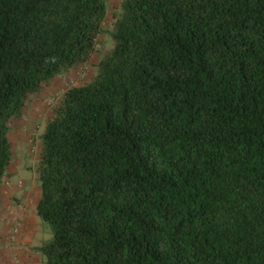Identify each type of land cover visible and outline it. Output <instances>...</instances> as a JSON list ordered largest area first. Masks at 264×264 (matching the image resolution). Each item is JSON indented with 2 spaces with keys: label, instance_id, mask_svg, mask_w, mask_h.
Listing matches in <instances>:
<instances>
[{
  "label": "trees",
  "instance_id": "trees-1",
  "mask_svg": "<svg viewBox=\"0 0 264 264\" xmlns=\"http://www.w3.org/2000/svg\"><path fill=\"white\" fill-rule=\"evenodd\" d=\"M107 0H0L11 123L88 62ZM92 78L39 136L45 264H264V0H121Z\"/></svg>",
  "mask_w": 264,
  "mask_h": 264
},
{
  "label": "rangeland",
  "instance_id": "rangeland-1",
  "mask_svg": "<svg viewBox=\"0 0 264 264\" xmlns=\"http://www.w3.org/2000/svg\"><path fill=\"white\" fill-rule=\"evenodd\" d=\"M120 1L107 0L104 32L98 38L97 52L92 58L42 86L38 92L30 96L20 117L11 123L9 139L13 150L12 164L7 169L8 177L0 187V227H7L8 241H13L21 227L28 225L39 227L41 230L38 236L41 245L52 238L50 227L36 217L34 210L39 198V182L34 174L39 136L62 93L68 87L83 84L92 78L94 64L111 46L107 31L112 27ZM40 234L47 236L42 237Z\"/></svg>",
  "mask_w": 264,
  "mask_h": 264
},
{
  "label": "crops",
  "instance_id": "crops-1",
  "mask_svg": "<svg viewBox=\"0 0 264 264\" xmlns=\"http://www.w3.org/2000/svg\"><path fill=\"white\" fill-rule=\"evenodd\" d=\"M40 231L39 227L24 226L13 241H8L7 227H0V264H15V258L19 264H44L43 256L38 250L41 245V240L38 239Z\"/></svg>",
  "mask_w": 264,
  "mask_h": 264
},
{
  "label": "built area",
  "instance_id": "built-area-1",
  "mask_svg": "<svg viewBox=\"0 0 264 264\" xmlns=\"http://www.w3.org/2000/svg\"><path fill=\"white\" fill-rule=\"evenodd\" d=\"M15 264H19V261L15 258L14 259Z\"/></svg>",
  "mask_w": 264,
  "mask_h": 264
}]
</instances>
